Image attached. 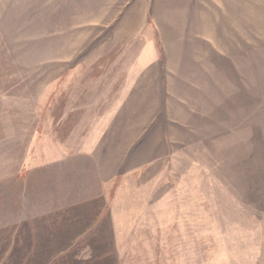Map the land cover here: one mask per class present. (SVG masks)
I'll return each instance as SVG.
<instances>
[{"label":"rangeland","instance_id":"rangeland-1","mask_svg":"<svg viewBox=\"0 0 264 264\" xmlns=\"http://www.w3.org/2000/svg\"><path fill=\"white\" fill-rule=\"evenodd\" d=\"M177 1L193 6L177 10ZM216 1L0 0V206L7 218L30 175L27 163L47 148L56 152L73 129L82 133L78 143L88 142L120 115L114 107L129 103L125 73L149 71L137 60L143 50L154 57L148 44L162 15L178 37L170 51L158 44L157 68L172 76L162 84L166 96L147 101L159 109L156 124L168 126V94L187 92L181 107L193 106L197 127L167 128L166 155L117 178L119 216L132 220L122 226L130 232L119 240L122 262L264 264V0H239L238 32V0H222L220 33L212 23ZM197 16L198 24L190 21ZM185 116L178 111L175 120Z\"/></svg>","mask_w":264,"mask_h":264},{"label":"crops","instance_id":"crops-1","mask_svg":"<svg viewBox=\"0 0 264 264\" xmlns=\"http://www.w3.org/2000/svg\"><path fill=\"white\" fill-rule=\"evenodd\" d=\"M238 4L239 0L234 17L237 32ZM216 5L212 23L216 19L215 30L220 33L222 0H217ZM192 6V2L177 1L175 9L184 11ZM149 17L148 13L145 16L147 23ZM190 21L198 24V16ZM154 23L157 38L148 47L157 50L159 44L160 49L170 51L173 47L171 36L175 35L176 39L178 33L169 32L166 25L170 23L164 22L162 15ZM156 50L154 57L152 52L143 50L137 60L140 70L148 68V72L125 73L124 79L129 82L125 97L129 98V103L114 107L113 113L120 115L103 122L99 135L78 143L82 133L73 129L60 140L56 152H49L47 148L38 154L37 160L26 164L30 173L24 178L27 182H22V189L13 193L15 213L7 218L5 206H0V264H123L119 240L129 235L122 226L132 220L119 216L122 186L118 187L117 178L130 175L125 174L127 168L141 169L165 156L167 128L191 130L197 127L192 125V121L197 122L196 116L192 118L193 106L190 105V109L181 107V98L187 92L176 87L168 94V98H173L167 105L168 113H171L166 116L168 126L164 121L156 124L159 109L147 99L157 96L159 103L166 96L162 84L165 86V81L172 76L158 71L160 61L156 58ZM165 65L171 69L169 58ZM135 96L143 98L140 106L133 103ZM176 99L178 106L174 104ZM178 111L186 115L181 122L175 120ZM135 113L142 115L135 118ZM168 141L171 142V137Z\"/></svg>","mask_w":264,"mask_h":264}]
</instances>
